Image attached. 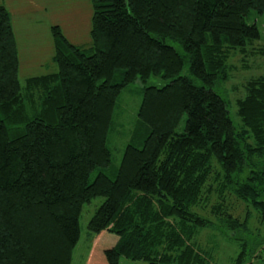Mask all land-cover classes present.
<instances>
[{"label":"trees","instance_id":"obj_1","mask_svg":"<svg viewBox=\"0 0 264 264\" xmlns=\"http://www.w3.org/2000/svg\"><path fill=\"white\" fill-rule=\"evenodd\" d=\"M89 1L92 50L52 26L57 71L24 86L0 4V264H72L83 206L97 197L105 201L88 225L85 264H212L198 240L215 228L239 248L232 264H264V239L249 227L250 211L264 224V73L236 101L238 129L214 89L229 80L234 54L264 56L247 23L252 11L264 18V0ZM186 62L200 85L180 75ZM150 77L169 82L143 88L115 176L90 182L112 164L122 91ZM232 200L246 205L242 219Z\"/></svg>","mask_w":264,"mask_h":264},{"label":"rangeland","instance_id":"obj_2","mask_svg":"<svg viewBox=\"0 0 264 264\" xmlns=\"http://www.w3.org/2000/svg\"><path fill=\"white\" fill-rule=\"evenodd\" d=\"M0 4L4 5L11 15L20 63L19 82L21 86H24L25 80L29 77L57 71V66L53 62L54 47L50 33L52 26H59L64 36L74 46L86 52L92 50L90 38L92 7L89 0H0ZM247 23L257 26L260 39L257 40L255 46L264 48V18L256 11H252ZM168 44L174 46L179 54H184L177 43L168 42ZM229 64L232 68L229 80L217 84L214 89L226 102L233 125L238 129L241 123L237 116L236 101L244 97L245 83L250 78L264 73V56L245 58L240 54H234L230 57ZM180 75L190 77L195 84L200 85L199 81L190 75L187 62ZM168 82L161 78L150 77L145 83L137 80L122 91L117 101L114 123L107 141V146L112 153V164L107 169L94 171L90 176V182L99 172L111 178L115 176L124 149L133 140L138 127L137 113L142 100L143 88L146 86L160 88ZM184 124L185 117L182 119L178 132L182 131ZM104 201V198L97 197L90 203L84 204L79 220L80 238L73 251L72 264H85L93 240V234L88 229V225ZM232 203L234 204V215L242 219L247 212L246 205L235 200H232ZM250 213L251 234L258 239H264V224L259 223L255 212L250 211ZM204 214L218 226L213 216L207 212ZM198 241L202 248L209 251L212 264H232L233 258L239 252L238 246L231 241V237L216 228L203 231ZM257 255L264 260V244L258 250ZM120 264L146 263L122 258Z\"/></svg>","mask_w":264,"mask_h":264},{"label":"crops","instance_id":"obj_3","mask_svg":"<svg viewBox=\"0 0 264 264\" xmlns=\"http://www.w3.org/2000/svg\"><path fill=\"white\" fill-rule=\"evenodd\" d=\"M86 260H87V258H86ZM86 263V262H85Z\"/></svg>","mask_w":264,"mask_h":264}]
</instances>
